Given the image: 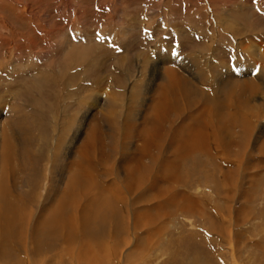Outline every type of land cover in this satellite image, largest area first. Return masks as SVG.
<instances>
[{"label":"rangeland","instance_id":"374dc122","mask_svg":"<svg viewBox=\"0 0 264 264\" xmlns=\"http://www.w3.org/2000/svg\"><path fill=\"white\" fill-rule=\"evenodd\" d=\"M229 26L233 28L229 30ZM233 29L241 32L231 34ZM263 46L264 0H0V130L20 139L13 140L18 159L7 167L21 169L22 179L16 181L22 184L20 190L27 192L29 166L21 162H35L30 168L36 172L33 181L39 185L36 188L40 201L36 207L46 205L56 181L54 174L63 188L61 182L67 173L60 175L61 169L79 161L83 141L90 131L101 128L105 135L113 128L122 134L121 125L129 119L128 108L133 105L132 123L139 127L127 140L132 144L126 143L130 145L126 155L112 153L116 145L108 138L109 145H102V149L97 146L95 156L89 157V171L99 179L102 190H112L110 194L119 201L125 196L128 203L127 242L121 239H127L126 233L120 241L102 237V242L115 253L118 251L116 258L111 257L107 263L264 264V157L259 158L253 145L247 148L249 158L244 152L229 158L223 152L219 156L223 167L244 171L238 175V191L220 188L214 160L208 162L201 154L183 167L190 174L182 169L181 184L161 180L160 161L153 166L146 186L130 193L123 187V178L136 153L133 146H143L140 130L149 113L147 108L157 100L155 90L161 84L163 69L176 70L196 88L214 91L217 85L205 86L200 68L214 70L220 79L242 72L245 76L238 79L247 83L262 70L255 63L260 58L253 53L263 52ZM251 72L253 76L246 74ZM252 80L257 82L256 77ZM116 97L121 112L114 119L107 109ZM259 101L264 111V102ZM82 102L86 103L85 108ZM187 109L180 116L176 114L173 127L169 129V122L165 124L168 140L175 129L190 122ZM61 136L65 140L63 154L56 158V142L63 139ZM168 143L164 157L172 158ZM154 154L160 156L157 149ZM41 157L45 159L42 164ZM260 160L263 163L257 169L248 166V162L257 164ZM256 172L263 176L247 195L249 177ZM147 195H151V201L142 204ZM174 195H187L202 210L198 208V212L190 214L180 208L168 209L167 199ZM158 213L163 217L154 221L153 216ZM145 214L150 215L145 218ZM141 242L146 244L142 248ZM133 251L135 256L126 259Z\"/></svg>","mask_w":264,"mask_h":264},{"label":"bare ground","instance_id":"6f19581e","mask_svg":"<svg viewBox=\"0 0 264 264\" xmlns=\"http://www.w3.org/2000/svg\"><path fill=\"white\" fill-rule=\"evenodd\" d=\"M231 28H233V26H229V30ZM233 31L238 33L241 32V30L233 29L230 33L232 34ZM72 53L77 54L76 52ZM253 56H258L260 58L258 61L255 60V63H258L257 65H260V68L262 67L263 72L260 69L261 71L257 75L253 74L254 71L250 74H246L250 76L254 75L257 82L252 80L254 77H250L247 83L242 81V79H238L245 76L242 72L231 76L229 79H220V77L217 78V74L214 70L200 68L199 72L201 73V78L205 81L204 85L206 86L208 83L212 88L214 85H217L214 91L209 92L202 90L203 86H201L202 89H199L196 88L197 86H195V84H189L186 76L183 77L180 76V74L178 75L176 70L169 67L163 69L164 71L159 79L161 84L157 87V90H155L157 92V100L153 103L154 105L147 108L149 113H147V118L143 119L144 127L140 130L143 132V146L137 147L134 144L133 152H136L133 157L134 161H132L130 171H128L123 178V187L126 188L129 193L136 191L150 180L152 172H154L153 166L160 161L163 162V170L160 174L161 180L173 182V184L176 185L177 183L181 184L183 167H186V164L190 163L191 159L197 154H201L207 161L214 160L212 164H214L213 166L218 178V181L216 179H214V181L216 180L220 188L231 190L232 187L238 191V188H240L238 186V183H240L238 175L244 173V171L238 169V171L234 170V172L231 169L223 167V164L221 165L218 160L222 152L228 158L232 155H239L244 152V154H247L245 157L247 158L249 154L247 148L251 145L255 148L256 153L260 154L259 158L264 157V111L263 105H259L260 99L264 102V46L263 52L253 53ZM213 72L216 75H213ZM153 82H155V80H153ZM242 82L244 83L240 84ZM138 93L137 95L139 97ZM210 94L213 97L209 98ZM198 97L200 98L198 99ZM116 98L112 99L107 109L110 117L114 119L116 115L121 112L118 110L121 107L120 104V106L118 105L119 98ZM136 104L135 102L134 105ZM82 106L85 108L86 103H83ZM131 106L128 108L129 119H126L121 125L124 127L122 134H120L119 131L116 132L113 128L110 133H106L105 135L102 133V130H100L101 128H94L90 131L91 133L86 137L85 141H83L82 150L78 155L79 161H75V164H71L72 166L70 167L65 165L61 169L60 175L67 173L66 179L63 180L64 182H61V184L64 185L63 188H61L60 182L58 185L57 176L53 172L56 178V184H52L50 194L46 200L48 204H39L37 207L36 204L39 203L40 196L36 186L39 185L33 181V178H37L36 172L30 168V166L36 163H33L32 160H30V163L29 161L25 162V160L21 162V164L29 166L28 175L25 174L28 176L27 187H29V191L24 192L20 190L22 184L19 183L22 179L21 172L19 171L21 169H16L18 168L16 166L13 168L11 166L7 167L8 164H15V161L18 159L16 145L13 140L15 139L17 142H20V139L18 141L19 137L16 135L13 134L10 136L5 130H0V143L2 142L0 146V264H106L111 257L116 258V253L118 251L116 250L115 253L114 250L110 249L107 243L102 242V237L114 238L120 241L123 233H126L124 236H127V239H121L124 240V243L127 242L130 228L128 221L129 211L126 210V205L128 204L126 203L127 199L125 196L123 197L122 193L120 194L121 189L119 195H122L124 198V200L121 199V201L117 199L115 194H110V192H113L112 190H102L99 179L94 174L92 175L90 173V166H88V164H90L89 157L91 155L95 156L96 151L102 149V145H109L107 143L108 138L112 139L116 145L115 147L113 146L112 153H122L126 155L125 152L129 150L128 146H130H126V143L132 144L127 140L132 137V133L135 132L134 130L139 127H136V123H132L135 114L132 113L133 107ZM185 107H188L187 110L190 111L185 113L189 114L188 120L190 119V122L180 126L178 130L175 129L171 139L168 140V131L164 128L165 124L169 122V129L173 127L174 118L177 115L180 116V114H184L182 110ZM194 107H197L198 110H195ZM236 109L241 110L243 113L238 112ZM110 117H108L109 120H111ZM87 119L88 116H85L84 121ZM112 124L114 128H117L116 122L113 121ZM133 137L135 138L136 136ZM61 138L63 139L56 142V158H60V155L63 154L65 140L64 137L61 136ZM166 142H170L168 144H170L171 154L173 156L170 157L172 158L164 157L166 153L164 150ZM122 144L124 146L121 149L120 147ZM97 146L98 149L96 148ZM155 149L159 151L160 156L154 154ZM235 149L237 151H235ZM66 154L67 153H65L64 156L65 158L68 157ZM98 159L100 162L102 157ZM41 160L39 163L42 164L45 159L41 157ZM146 161L150 163L148 164ZM261 162L262 160L257 164L248 162V166H255L257 169ZM186 171L187 175H189L190 171L187 168ZM16 173H18L17 176L14 175ZM262 176L263 174L256 172L249 177V179H251L249 182L250 187H247L245 194H251L254 182L256 180L259 181ZM16 180L19 181V185ZM161 193L165 195V191ZM150 196L151 195H147L146 199L142 200V204L149 203L151 201ZM167 202L169 205L168 209L180 208L182 211L190 214L198 212V208L202 210V207L196 205V201H193V199L187 195H174L167 199ZM33 207L36 208L32 209ZM122 211L125 213L124 216ZM158 214L153 216L154 221H159L163 217V215L161 216L163 212ZM149 215L150 214H145L144 217L148 218ZM116 217L119 219H116ZM141 243L140 247L146 245ZM16 245H18L19 248H17ZM137 246L139 247V245ZM135 252L136 251H133L128 254L126 259L134 257Z\"/></svg>","mask_w":264,"mask_h":264}]
</instances>
